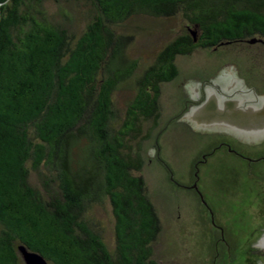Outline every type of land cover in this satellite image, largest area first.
Wrapping results in <instances>:
<instances>
[{
	"label": "trees",
	"instance_id": "obj_1",
	"mask_svg": "<svg viewBox=\"0 0 264 264\" xmlns=\"http://www.w3.org/2000/svg\"><path fill=\"white\" fill-rule=\"evenodd\" d=\"M46 1L0 0V264H24L20 245L48 264H158L160 221L140 172L161 87L178 55L264 39V0H74L78 32ZM141 17L182 25L139 68L125 25ZM103 204L112 248L95 218Z\"/></svg>",
	"mask_w": 264,
	"mask_h": 264
},
{
	"label": "rangeland",
	"instance_id": "obj_2",
	"mask_svg": "<svg viewBox=\"0 0 264 264\" xmlns=\"http://www.w3.org/2000/svg\"><path fill=\"white\" fill-rule=\"evenodd\" d=\"M45 8L56 21L64 18L62 12L68 13L70 19L66 24L71 30L78 32L84 24L85 6L74 0H48ZM180 25L178 18L146 17L125 25V33L130 35L126 48L130 56L137 59L139 68L151 61L158 47L174 35ZM175 63L177 76L161 87L159 124L143 145L144 165L140 173L160 221V232L152 245L153 257L158 264H264V189L257 184L262 183L264 188V167L259 171L260 177L254 180L247 179L236 161L228 157L220 160L224 164L222 169H203L202 184L217 199L213 202L218 212L216 221L237 241L235 251L222 250L219 255L211 250V239L196 203L186 193L172 187L168 173L157 159L159 153L175 176H187L188 162L200 137L180 117L167 126L166 122L181 100L189 95L187 86L198 84L205 76L230 72L238 78L256 74L264 80V43L240 40L216 47H198L189 54L176 56ZM129 93L128 89L117 92L115 103L121 106L122 99ZM162 127L158 139L160 147L155 149L156 133ZM258 192L261 198H256ZM95 218L105 243L112 248L113 221L105 204L96 208Z\"/></svg>",
	"mask_w": 264,
	"mask_h": 264
},
{
	"label": "flooded vegetation",
	"instance_id": "obj_3",
	"mask_svg": "<svg viewBox=\"0 0 264 264\" xmlns=\"http://www.w3.org/2000/svg\"><path fill=\"white\" fill-rule=\"evenodd\" d=\"M253 42L264 43V39L255 37ZM224 85L233 87L231 96L238 95L248 99L251 106H256L264 114V80L261 77L256 74H245V76L238 78L230 72H220L203 77L198 84H189L187 86L189 95L181 100L178 109L165 126L172 120L175 121L181 117L192 107L200 104L206 98L209 87H213L217 93L224 95L226 93ZM242 87L243 89H241ZM237 88L238 90H235ZM225 95L228 96L227 93ZM181 121L200 137L195 152L189 159L187 176H175L174 170L159 153H157V159L168 173V180L172 187L186 193L196 203L199 217L204 218V227L211 239V250L217 251L219 255L222 250L232 253L237 249V241L228 230H225L222 224L216 221L218 212L213 202L217 199L202 184V171L204 168L222 169L224 164L220 160L228 157L236 161V165L245 172L247 179L259 178V171L264 167V120L262 122L260 120L255 126L256 131L246 133H238L223 127L202 129L189 121ZM164 127L158 129L156 133L155 145L153 146L155 149L160 147L158 139ZM213 159H216L217 162ZM257 184L264 189L262 183ZM261 197L260 192L256 193V198Z\"/></svg>",
	"mask_w": 264,
	"mask_h": 264
},
{
	"label": "water",
	"instance_id": "obj_4",
	"mask_svg": "<svg viewBox=\"0 0 264 264\" xmlns=\"http://www.w3.org/2000/svg\"><path fill=\"white\" fill-rule=\"evenodd\" d=\"M194 37V32L192 31ZM254 41V38L249 40ZM233 87L224 85L228 94H219L213 87L208 88L206 98L198 105L184 113L180 119L189 121L202 129L223 127L238 133L256 131V125L264 120L263 111L256 106H251L248 99L238 95L231 96ZM24 264H48L46 259L36 251H31L25 246L18 247Z\"/></svg>",
	"mask_w": 264,
	"mask_h": 264
},
{
	"label": "bare ground",
	"instance_id": "obj_5",
	"mask_svg": "<svg viewBox=\"0 0 264 264\" xmlns=\"http://www.w3.org/2000/svg\"><path fill=\"white\" fill-rule=\"evenodd\" d=\"M242 83V82H241ZM196 86V85H195ZM194 87V86H193ZM241 89H243V87L241 88ZM235 90H238V88L237 89H235ZM240 90V89H239ZM193 91V90H192ZM197 91V90H196ZM193 93V92H192ZM246 97V96H245ZM244 99H246V98H244Z\"/></svg>",
	"mask_w": 264,
	"mask_h": 264
}]
</instances>
